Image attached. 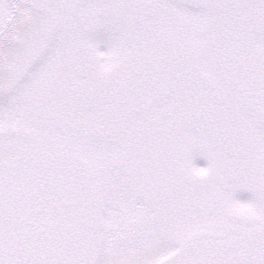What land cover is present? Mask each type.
I'll return each instance as SVG.
<instances>
[{"label":"snow or ice","instance_id":"snow-or-ice-1","mask_svg":"<svg viewBox=\"0 0 264 264\" xmlns=\"http://www.w3.org/2000/svg\"><path fill=\"white\" fill-rule=\"evenodd\" d=\"M0 264H264V0H0Z\"/></svg>","mask_w":264,"mask_h":264},{"label":"clouds","instance_id":"clouds-1","mask_svg":"<svg viewBox=\"0 0 264 264\" xmlns=\"http://www.w3.org/2000/svg\"><path fill=\"white\" fill-rule=\"evenodd\" d=\"M98 62L100 64V72L102 74H106L107 72L111 70V65L108 63L105 55L101 54L98 57ZM229 212L230 214L238 218H241V219L252 218L258 214L254 206L247 204L245 202H242V201L233 204L229 208Z\"/></svg>","mask_w":264,"mask_h":264},{"label":"rangeland","instance_id":"rangeland-1","mask_svg":"<svg viewBox=\"0 0 264 264\" xmlns=\"http://www.w3.org/2000/svg\"><path fill=\"white\" fill-rule=\"evenodd\" d=\"M101 51H106V48L104 45H101V48H100ZM195 164L197 167H206L207 166V161L202 158V157H197L195 159ZM235 198L242 201V202H246V201H250L253 199V196L250 192H247V191H238L236 194H235Z\"/></svg>","mask_w":264,"mask_h":264}]
</instances>
